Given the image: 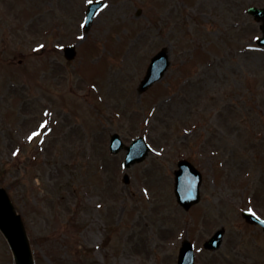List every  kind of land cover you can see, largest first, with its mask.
Here are the masks:
<instances>
[{
  "label": "rangeland",
  "instance_id": "rangeland-1",
  "mask_svg": "<svg viewBox=\"0 0 264 264\" xmlns=\"http://www.w3.org/2000/svg\"><path fill=\"white\" fill-rule=\"evenodd\" d=\"M88 1L0 0V186L33 263L176 264L188 238L195 264H264V232L241 216L264 218V48L246 12L264 0H106L84 34ZM162 47L171 64L139 93ZM112 132L153 150L124 169ZM181 157L203 175L189 210L173 193ZM0 264H15L1 232Z\"/></svg>",
  "mask_w": 264,
  "mask_h": 264
},
{
  "label": "water",
  "instance_id": "water-1",
  "mask_svg": "<svg viewBox=\"0 0 264 264\" xmlns=\"http://www.w3.org/2000/svg\"><path fill=\"white\" fill-rule=\"evenodd\" d=\"M97 6L98 4L91 5L88 14L89 17L93 15V12L96 10ZM248 11L252 13L256 19H260L264 16V7H251ZM262 28L264 29V25L262 26ZM258 42L260 44H264V36L258 39ZM73 55V48L70 47V49H68L67 56L71 58L73 57ZM168 63V55L166 49L164 48L152 58L147 74L141 81L139 89L144 90L149 84L160 78L164 70L168 66ZM146 153V148L137 151V154L133 156L131 161L142 160ZM179 166L180 169L176 171V178H178V182H176L177 185L175 188V193L178 201L184 206V208L187 209L191 204L197 202L199 199L197 187L198 183L200 182V178L199 174L196 172L193 166L187 161H180ZM182 175L184 176V180L179 181V177ZM246 220L249 222H254V219L249 215H246ZM0 228L4 231L14 250L17 263L31 264L27 246L20 234V229L18 226V216H13L10 204L2 189H0ZM222 233L223 230L217 231L214 236L205 243V246L211 249L218 247L221 242ZM193 258L194 255L192 252V247L189 244H185V246L181 249L179 264H192Z\"/></svg>",
  "mask_w": 264,
  "mask_h": 264
},
{
  "label": "snow or ice",
  "instance_id": "snow-or-ice-1",
  "mask_svg": "<svg viewBox=\"0 0 264 264\" xmlns=\"http://www.w3.org/2000/svg\"><path fill=\"white\" fill-rule=\"evenodd\" d=\"M33 135H35V133H34ZM250 211H251V210H250Z\"/></svg>",
  "mask_w": 264,
  "mask_h": 264
}]
</instances>
